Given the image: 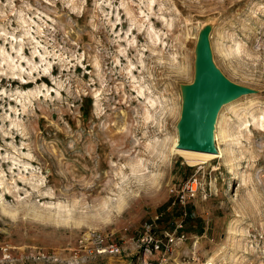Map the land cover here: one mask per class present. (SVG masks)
Instances as JSON below:
<instances>
[{
    "label": "rangeland",
    "instance_id": "obj_1",
    "mask_svg": "<svg viewBox=\"0 0 264 264\" xmlns=\"http://www.w3.org/2000/svg\"><path fill=\"white\" fill-rule=\"evenodd\" d=\"M202 35L241 93L224 157L189 167L172 147ZM0 181V264L136 263L182 195L178 264H264V0H0ZM93 231L126 251L72 259Z\"/></svg>",
    "mask_w": 264,
    "mask_h": 264
},
{
    "label": "water",
    "instance_id": "obj_2",
    "mask_svg": "<svg viewBox=\"0 0 264 264\" xmlns=\"http://www.w3.org/2000/svg\"><path fill=\"white\" fill-rule=\"evenodd\" d=\"M195 82L184 89L183 110L178 125L179 149L210 153V125L216 108L226 99L236 98L240 91L224 82L211 65L206 35L196 47Z\"/></svg>",
    "mask_w": 264,
    "mask_h": 264
},
{
    "label": "built area",
    "instance_id": "obj_3",
    "mask_svg": "<svg viewBox=\"0 0 264 264\" xmlns=\"http://www.w3.org/2000/svg\"><path fill=\"white\" fill-rule=\"evenodd\" d=\"M197 180H194L193 184L185 185L182 187V192H186L187 198H194L195 194L198 192ZM185 195H182L178 201L180 206L181 215H179L178 221L176 222L175 227L172 230L164 229L161 232H155L157 222L159 221V216L152 217L147 223L144 231L142 232L139 241V252L142 253L140 256H137L138 260L130 264H178L177 257H175V248L183 243L186 239V235L183 232L184 229V220L186 217V205L185 204ZM77 250L73 251V258H80L79 252L85 253L88 257L95 255H103L106 253H122L126 249L118 245L115 242L106 240V236L99 232H86L81 235L78 239ZM138 252V253H139ZM36 257L31 259L34 262H46V263H59L58 255H45L38 252L35 254ZM139 255V254H138ZM28 259L27 257L25 260ZM24 260V261H25Z\"/></svg>",
    "mask_w": 264,
    "mask_h": 264
},
{
    "label": "bare ground",
    "instance_id": "obj_4",
    "mask_svg": "<svg viewBox=\"0 0 264 264\" xmlns=\"http://www.w3.org/2000/svg\"><path fill=\"white\" fill-rule=\"evenodd\" d=\"M43 81V80H42ZM233 98H230V99H226V101H224V103L220 104L215 112H214V115H213V122L211 123L210 125V129H209V137H210V140H211V146L213 148V151L210 152V153H201V152H191V151H186V150H182V149H179L178 146L180 144V138L176 139V141L174 142L173 144V147H172V150L175 154L177 155H180V157H182V159L184 160L185 164L189 167H193V166H200V165H204V164H208L210 163L211 160H216V159H222L224 157V153H222L220 147L218 146H214V144L212 143V129H213V126L216 122V116L218 115L220 109H221V106L226 104V102H229V101H232ZM224 138V137H222ZM0 184H5L4 182L0 181Z\"/></svg>",
    "mask_w": 264,
    "mask_h": 264
}]
</instances>
